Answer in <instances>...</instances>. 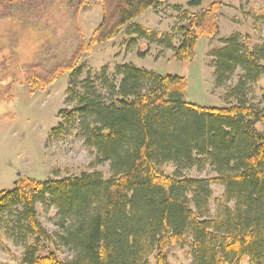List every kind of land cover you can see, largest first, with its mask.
<instances>
[{
    "label": "trees",
    "instance_id": "1",
    "mask_svg": "<svg viewBox=\"0 0 264 264\" xmlns=\"http://www.w3.org/2000/svg\"><path fill=\"white\" fill-rule=\"evenodd\" d=\"M49 1L0 0V22H28ZM90 1L65 0L66 20L53 22L66 23L69 37L66 31L55 35L50 48H41L42 39L37 42V61L21 70L22 83L32 93L65 75L75 81L94 47L114 40L125 27L129 35L171 51L173 59L184 63L193 60L199 38L218 33L220 2L203 9L202 0H191L187 6L199 10L178 28L175 46L172 34L157 36L131 24L165 0H94L101 22L86 40L78 18ZM210 57L216 88L238 69L242 72L226 93V100L234 102L227 107L189 104L185 78L127 64L115 67L112 82L103 69L101 77H88L79 91L74 81L70 84L68 102L76 106L59 111L62 122L50 135L55 138L75 124L84 146L98 161L109 163L112 176L21 178L10 191L0 192V213L13 214L20 237L35 240L22 264H149L150 258L169 264V252L187 246L190 264H237L244 258L264 264V134L255 128L264 125V110L248 104L244 94L248 84L264 76V42L249 48L233 35ZM207 163L218 178L182 174ZM164 165L174 166V173H163ZM210 184L223 187L227 204L216 206L214 214ZM38 204L55 209V232L41 227ZM59 249L67 252L66 259L59 258Z\"/></svg>",
    "mask_w": 264,
    "mask_h": 264
},
{
    "label": "rangeland",
    "instance_id": "2",
    "mask_svg": "<svg viewBox=\"0 0 264 264\" xmlns=\"http://www.w3.org/2000/svg\"><path fill=\"white\" fill-rule=\"evenodd\" d=\"M190 1L165 0L131 24L157 36L172 34L173 43L177 46L180 40L178 28L185 25L186 19L199 10L189 8L187 4ZM213 2H220L216 15L217 36L211 39L199 38L191 62L176 61L171 51L129 35L125 27L114 40L94 47L93 52L81 62V73L75 81L70 75H65L45 91L34 93L23 85L21 70L23 66L37 61L34 53L41 39V48H50L54 40L51 38L55 35L60 36L66 31L65 35L69 37V27L64 28L66 23L59 26V22H53L57 17H61L60 23L66 18L62 13L65 0H50L40 8L37 17L28 22L20 23L17 18L1 21L0 192L10 191L21 178L46 181L91 172L100 173L106 180L111 178L109 163L98 161L95 152L84 146L75 124L67 125L66 132L55 138L50 135L52 129L62 122L58 118L59 111L76 106V103L68 102L67 90L70 84L74 81L79 91L88 77L91 80L101 77L103 69L106 70L109 82L115 78V67L123 64L160 76L183 77L187 81L185 102L203 108H222L233 104V100H226V93L236 86L242 72L238 69L221 88H216L210 53L221 48L223 42L233 35H238L249 48L261 45L264 42V0H202L201 8L206 9ZM100 22V7L91 0L89 7L78 18L86 40ZM144 52L146 55L139 56ZM95 86L100 90L98 83ZM244 94L248 104L264 110V76L248 84ZM255 128L264 134V125L257 124ZM160 170L166 175H172L175 168L164 165ZM182 174L201 180L218 178L216 169L208 163L183 170ZM210 190L212 198L209 206L214 214L216 206L227 204H224L222 186L210 184ZM36 212L41 227L49 233L55 232V209L48 204H38ZM14 217L13 214L0 213V264H22L26 249L35 245L30 235L20 237ZM190 252L189 246L172 249L168 255L169 264H190ZM58 256L66 259L68 254L59 249ZM149 264H155L153 258H150ZM237 264H249V261L244 258Z\"/></svg>",
    "mask_w": 264,
    "mask_h": 264
}]
</instances>
